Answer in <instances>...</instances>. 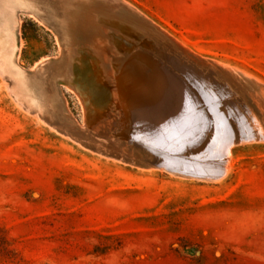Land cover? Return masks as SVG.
Segmentation results:
<instances>
[{"label": "rangeland", "instance_id": "1", "mask_svg": "<svg viewBox=\"0 0 264 264\" xmlns=\"http://www.w3.org/2000/svg\"><path fill=\"white\" fill-rule=\"evenodd\" d=\"M76 1L108 42L63 43L32 11L55 0H0V264H264V0ZM63 56L93 70L41 84Z\"/></svg>", "mask_w": 264, "mask_h": 264}, {"label": "bare ground", "instance_id": "2", "mask_svg": "<svg viewBox=\"0 0 264 264\" xmlns=\"http://www.w3.org/2000/svg\"><path fill=\"white\" fill-rule=\"evenodd\" d=\"M56 2L55 3H53V4H47V6H44V7H35L34 5H33V7H32V11H35V12H37V14L38 15H40V13H41V17L44 19V20H46V21H48L49 23H52V24H54L55 25V27H56V29H55V32H57L58 34H60L61 35V38H62V41H63V43H65V44H67V45H69L70 44V47H73V45H71V43L73 44H75V42H78L77 41V35H76V33L77 32H82V35H83V37H84V43L83 44H85V43H87L86 41H88L87 39H91V38H93V37H97L98 35H93V34H91V33H89L88 31H86V29L88 28H90L91 30L92 29H94L93 27H96L97 28V23H98V20H97V16H91V18H89L88 19V22H85V18H84V16H83V12H82V5L80 4V2L79 3H77V1L76 2H73V5L71 6V9H69V10H67L65 7H64V5L62 6V0H55ZM110 1V0H109ZM67 2H69V1H67ZM86 2V1H85ZM121 2V1H120ZM86 4H88V3H86ZM112 4V3H111ZM115 6H116V4H114ZM55 6H56V8H55ZM108 6V5H107ZM109 6H110V4H109ZM121 6V5H120ZM119 6V7H120ZM117 7H118V5H117ZM99 8V7H98ZM125 9V8H124ZM127 9V8H126ZM130 9H133V8H130ZM91 13H93V12H91ZM96 14V13H95ZM136 16H138V15H136ZM139 17V16H138ZM144 19L145 18H143V21H144ZM131 22H129V23H126V25H122V27H124V26H131V24H130ZM111 24V23H110ZM117 24L118 23H115V26H117ZM82 25H83V27H82ZM96 25V26H95ZM100 25V24H99ZM112 25H114V23L112 24ZM119 26H120V24H118ZM93 26V27H92ZM101 26H103V25H101ZM101 26H100V28H101ZM111 27H113V26H111ZM118 27V26H117ZM116 27V28H117ZM135 27V26H134ZM69 29V30H71V39L69 40L66 36H65V34L63 33V30L64 29ZM95 28V29H96ZM104 28H107V27H104ZM120 28H121V26H120ZM94 29V30H95ZM144 33V32H143ZM162 34V33H161ZM105 35V34H104ZM168 36V35H167ZM102 37H103V39L101 38V36H98V41H100V42H108L109 41V39H108V41H107V39L105 40L104 39V37L105 38H109V36H103V34H102ZM169 37V36H168ZM112 38V40H116L114 37H110V39ZM114 38V39H113ZM112 40H111V42H112ZM117 40H119V39H117ZM169 40V39H168ZM119 41H121V40H119ZM172 41V40H171ZM170 41V42H171ZM110 42V44H114V42H112L111 43ZM169 42V43H170ZM166 43V42H165ZM124 44V43H123ZM129 45V44H128ZM169 45H172L171 43L169 44ZM113 46V45H112ZM115 46V45H114ZM111 47V45H110V49H112V48H115V50L113 51V50H111V53L112 52H116V49H117V47L116 46H118V45H116L115 47ZM119 47V46H118ZM168 47V46H167ZM7 48V47H6ZM107 48H109L108 47V45H98L97 46V48H95V50H93L91 53H92V56H94L95 54H97V52H99L101 55H104L105 57H106V55L105 54H107V52L109 51V50H107ZM123 49H124V47H122ZM173 48V47H172ZM171 48V49H172ZM119 50H120V48H118ZM117 49V50H118ZM166 49V48H165ZM122 50V49H121ZM120 50V53L123 51V53L124 52H126L125 50H122L121 51ZM167 50V49H166ZM95 51H97V52H95ZM77 52L80 54L81 53V50H77ZM167 52V51H166ZM177 52V51H176ZM179 53L178 54H180V51H178ZM119 53V54H120ZM164 53V52H163ZM108 54L110 55V53L108 52ZM108 54H107V56H108ZM114 54V53H113ZM112 54V55H113ZM116 54H117V52H116ZM115 54V55H116ZM111 56V55H110ZM124 56V55H123ZM96 57H99V56H97L96 55ZM127 57V56H126ZM180 57H182V56H180ZM68 57L67 56H63V58H61V60H62V65L61 66H59V64L57 63V61L56 60H54V59H50V60H44V61H42V62H39V64H38V68H39V73H40V75L42 76V78H43V80H41V84L42 83H45L47 80H48V78H50V77H52V76H58V74H68V73H71V74H73L74 73V70H75V68H76V70L79 72V73H81V75L82 74H84V75H89L90 74V72L93 70H89L88 72L86 71V69L87 68H85V66H84V68H81L79 65H75L74 63V61L73 60H70L69 58V60L67 59ZM109 58V57H108ZM186 58V57H185ZM106 59L107 58H105V59H103V61L105 62V64H109L108 66L110 67V63H112V61H111V59H110V62H106ZM118 59V58H117ZM121 59V58H120ZM123 59V58H122ZM109 60V59H108ZM179 60V59H178ZM186 60V59H185ZM122 62H124V59L123 60H121ZM116 62V61H115ZM115 62L113 63L114 65H115ZM92 63H94V62H92ZM97 63L95 62V65H96ZM124 64V63H123ZM36 66V65H35ZM35 66H33V67H35ZM96 66H98V65H96ZM120 66H122V65H120ZM120 66L119 67H117V71L116 72H118V70L120 71V69L122 68V70H124L123 69V67H121L120 68ZM197 66H198V64H197ZM200 66V65H199ZM198 66V67H199ZM111 67H113V66H111ZM200 67H202V66H200ZM116 68V67H115ZM205 68V67H204ZM227 68V67H226ZM21 69V68H20ZM19 69V70H20ZM111 69H113V68H110V71H111ZM217 69V68H216ZM115 70L116 69H114L108 76H107V78H108V81H103V79H100L99 81H97V82H95V85H96V88H99V89H101V87L104 85V86H109V85H113L114 84V82H117V85L119 84V80H120V78L118 79L117 77H119V76H115ZM122 70L119 72L120 73V75H124V71L122 72ZM18 70H16V73L18 74V72H17ZM32 71V70H31ZM95 71H96V69H95ZM95 71H93V72H95ZM106 71H108V70H106ZM215 71V70H214ZM219 71V70H218ZM221 71V70H220ZM219 71V72H220ZM15 73V74H16ZM104 73V72H103ZM16 74V75H17ZM225 74V73H224ZM161 75V74H160ZM165 75V74H164ZM222 75H223V73H222ZM226 75V74H225ZM64 76V75H63ZM97 76V75H96ZM91 77V76H90ZM235 77V76H234ZM20 78H21V76H20ZM94 78V77H93ZM155 78V77H154ZM177 78V77H176ZM176 78H174V79H176ZM239 78V77H238ZM241 78H243V77H241ZM58 79H59V81H64L65 82V77H63V78H61V77H59L58 76ZM69 79H72V76L69 78ZM132 79V78H131ZM22 80V79H21ZM25 80H27V79H25ZM91 80H92V78H91ZM96 80V79H95ZM139 80H141V79H139ZM157 80V79H156ZM161 80V79H160ZM244 80V79H243ZM69 81V80H68ZM93 81V80H92ZM165 81V80H164ZM21 82V81H20ZM139 82V81H138ZM142 82V81H141ZM155 82V81H154ZM168 82V81H167ZM177 82V81H176ZM185 82H186V80H185ZM92 83V82H91ZM91 83H86V86H91L90 84ZM135 83V82H134ZM189 83V82H188ZM239 83V82H238ZM24 84V83H23ZM66 84V83H65ZM102 84V85H101ZM116 85V84H115ZM114 85V86H115ZM126 85V84H125ZM177 85H179V84H177ZM176 85V86H177ZM31 86V85H30ZM119 87L121 86L120 84L118 85ZM189 86V85H188ZM192 86H194V85H192ZM231 86V85H230ZM117 86H115V88H116ZM136 87V86H135ZM178 87V86H177ZM190 87H191V84H190ZM212 87V86H211ZM236 87V86H235ZM109 88V87H108ZM158 88V87H157ZM192 88V87H191ZM190 88V89H191ZM221 88V87H220ZM233 89V86H231V87H229V89ZM247 88V87H246ZM248 88H250V87H248ZM247 88V89H248ZM23 89V88H22ZM36 89H37V87H36ZM111 89V88H110ZM110 89H107V92H108V94H113L112 96V101H113V104L115 105V108H122V109H124L125 111H127V109H128V111L130 112V114H131V116L132 117H136V116H143L144 114H145V108H144V106H145V101H143V99L145 100L146 99V97H143V93H144V91H137V89H136V93L139 95V96H135V99L133 100V101H131V105H130V108H127V109H125L126 108V106L125 105H123V103H122V97H124L125 95L122 93L123 92V89L119 92V91H117V92H119V94L117 95L116 93L117 92H113V93H111V90ZM114 89V88H113ZM118 89V88H117ZM132 89V88H131ZM161 89V88H160ZM159 89V90H160ZM179 90H180V88H178ZM183 89V88H182ZM181 89V90H182ZM193 89V88H192ZM223 89V88H222ZM226 89H228V88H226ZM225 89V90H226ZM241 89V88H240ZM26 90H28V89H26ZM116 90V89H115ZM158 90V89H157ZM180 90V91H181ZM195 90V89H194ZM46 91H47V89H46ZM125 91V90H124ZM183 91V90H182ZM181 91V92H182ZM232 91V90H231ZM24 92V91H23ZM29 93H30V90L28 91ZM34 92H36V91H34ZM34 92L32 93V94H34ZM110 92V93H109ZM176 92V91H175ZM184 92H185V90H184ZM229 92V91H228ZM228 92H227V94H228ZM235 92L236 93H238V95L240 96L241 95V93H239L237 90H235ZM243 92V91H242ZM20 93V92H19ZM25 93V92H24ZM48 93V92H47ZM156 93V92H155ZM186 94H187V92H185ZM185 93H183L182 92V94H185ZM215 93V92H214ZM218 93V92H217ZM232 93V92H231ZM31 94V93H30ZM31 94V95H32ZM51 94V93H50ZM152 94V93H151ZM186 94H185V96H186ZM210 94V93H209ZM213 94V93H212ZM220 94V93H219ZM253 94V93H252ZM35 95H37V93L35 94ZM49 95V94H48ZM52 95V94H51ZM156 95V94H155ZM197 95V94H196ZM237 95V96H238ZM28 96H29V94H28ZM163 96H165V95H163ZM207 96V95H206ZM212 96V95H211ZM213 96H215V95H213ZM230 96V95H229ZM243 96V95H242ZM22 97V96H21ZM183 97V96H182ZM189 97L190 96H188V100H190L189 99ZM241 97V96H240ZM38 99V102H40L41 100L38 98V96L37 97H35L34 96V100L35 99ZM176 98V97H175ZM215 98V97H214ZM214 98H213V100H214ZM219 98H221V97H219ZM246 98V97H245ZM24 99V98H23ZM30 99H31V97H30ZM132 99V98H131ZM207 99H208V97H207ZM217 99H218V96H217ZM96 100V99H95ZM125 100V99H124ZM210 100V99H209ZM216 100V99H215ZM247 100V99H246ZM259 100V99H258ZM27 101V100H26ZM111 101V102H112ZM211 101V100H210ZM125 102V101H124ZM252 102V101H251ZM35 103L36 104H38L36 101H35ZM64 103V102H63ZM102 102H100V104H101ZM168 103V102H167ZM250 103V102H249ZM30 104H31V102H30ZM96 104V103H95ZM94 104V105H95ZM111 104V103H110ZM255 104V103H254ZM27 105V104H26ZM159 105V104H158ZM182 105H184V100H183V104ZM185 105H188L187 103L185 104ZM222 105V104H221ZM28 106V105H27ZM42 106H43V104H42ZM98 106V105H97ZM97 106H96V110L95 111H98L97 110ZM109 106V105H108ZM219 106V105H218ZM238 106V105H237ZM127 107H129V106H127ZM188 107H190L189 105L187 106V107H185V106H183V110H184V112H186L185 111V108H188ZM224 107V106H223ZM147 108V107H146ZM158 108V107H157ZM220 108H221V106H220ZM102 108H100V110H101ZM122 109H121V111H122ZM155 109V108H154ZM190 110H191V108H189ZM188 109V110H189ZM99 110V111H100ZM103 110V109H102ZM197 110V109H196ZM115 111V110H114ZM120 111V110H119ZM193 111V110H192ZM235 111H237V110H235ZM183 112V113H184ZM190 112V111H189ZM196 112V111H195ZM233 112H234V110H233ZM98 113V112H97ZM125 113V112H124ZM149 113V112H148ZM182 113V112H181ZM180 113V114H181ZM218 113V112H217ZM217 113H215V114H217ZM220 113V112H219ZM245 113V112H244ZM126 114V113H125ZM187 114V113H186ZM195 114V113H194ZM235 114V113H234ZM120 115V114H119ZM179 115V114H178ZM190 115V114H189ZM199 115H200V113H199ZM206 115V114H205ZM214 115V114H213ZM237 115H239V114H237ZM252 115V114H251ZM97 116V115H96ZM99 116V115H98ZM112 116H114V115H112ZM116 116V115H115ZM190 116H193V115H190ZM198 116V115H197ZM216 116V115H215ZM223 116V115H222ZM221 116V117H222ZM253 116V115H252ZM118 117V116H117ZM161 117V116H160ZM187 117H188V115H187ZM251 117V116H250ZM123 118V117H122ZM125 118V117H124ZM163 118V117H162ZM194 118V117H193ZM212 118V117H211ZM220 118V117H219ZM224 118V117H223ZM227 118V117H226ZM225 118V119H226ZM234 118V117H233ZM95 119V118H94ZM99 119V118H98ZM185 119H188V118H185ZM195 119V118H194ZM197 119V118H196ZM214 119V118H213ZM97 120V119H96ZM195 121V120H193V119H190V121ZM198 120V119H197ZM201 120V119H200ZM222 120V119H221ZM237 120V119H236ZM119 121V120H118ZM217 121V120H216ZM219 121V120H218ZM238 121V120H237ZM259 121V120H258ZM187 122V121H186ZM189 122V121H188ZM188 122L186 123V124H188ZM195 122H197V121H195ZM194 122V123H195ZM221 122V121H220ZM244 122V121H243ZM201 123V122H200ZM204 123V122H203ZM202 123V124H203ZM217 123V122H216ZM236 123V122H235ZM256 123H258V122H256ZM83 124V123H82ZM192 123H190V125H191ZM195 124H198V122L197 123H195ZM213 124V123H212ZM214 124H215V122H214ZM166 125V124H165ZM184 125V124H183ZM199 125V124H198ZM198 125H196V126H198ZM201 125V124H200ZM209 125H211V123L209 124ZM223 125V124H222ZM221 125V126H222ZM225 125V124H224ZM229 125V124H228ZM110 126V125H109ZM167 126V125H166ZM202 126V125H201ZM112 127H113V125H112ZM85 128V127H84ZM88 128V127H87ZM98 128H100V127H98ZM97 128V130H99L100 131V129H98ZM111 128V127H110ZM163 128V127H162ZM187 128H189V126L187 125ZM199 128H200V126H199ZM260 128H261V130L264 132V129H263V126H262V124L260 123ZM196 131H197V129L196 128H194ZM220 129V128H219ZM237 129V128H236ZM83 130V129H82ZM108 130V129H107ZM93 131V130H92ZM166 131V130H165ZM190 131V130H189ZM204 131V130H203ZM231 131V130H230ZM104 132V131H103ZM212 132V131H211ZM229 132V131H228ZM227 132V133H228ZM243 132V131H242ZM259 132V131H258ZM90 133V132H89ZM194 133H196V132H194ZM208 133V132H207ZM217 133V132H216ZM256 133V130H255V128L254 127H252L251 128V131H250V134H255ZM94 133H92V135H93ZM101 134H104V133H101ZM212 134H213V132H212ZM211 134V135H212ZM191 135H193V134H191ZM197 135V134H196ZM221 135V134H220ZM91 136V135H90ZM94 136V135H93ZM98 136V135H97ZM204 137H205V135H203ZM95 137V136H94ZM93 137V138H94ZM99 137V136H98ZM126 137V136H125ZM191 137V136H190ZM222 137V136H221ZM228 137H229V135H228ZM232 138V137H231ZM103 139V138H102ZM101 139V140H102ZM219 139V138H218ZM217 139V140H218ZM221 139H223L224 140V138H221ZM226 139V138H225ZM94 140V139H93ZM105 139H103V141H104ZM196 140H198V139H196ZM207 140H209L208 138H207ZM207 140L206 141H204V142H206L207 143ZM220 140V139H219ZM222 140V141H223ZM100 141V140H99ZM98 141V142H99ZM107 141V140H106ZM199 141V140H198ZM226 141V140H225ZM228 141V140H227ZM97 142V143H98ZM195 142V141H194ZM201 142V141H200ZM213 142V144H214V140L212 141ZM218 142V141H217ZM216 142V143H217ZM94 143H95V140H94ZM100 143V142H99ZM202 143V142H201ZM200 143V144H201ZM231 143V142H230ZM103 143H102V141H101V145H102ZM110 144V143H109ZM174 144V143H173ZM106 145V144H105ZM115 145V144H114ZM206 145V144H205ZM207 145H208V143H207ZM104 146V145H103ZM108 146V145H107ZM202 146V145H201ZM115 147V146H114ZM189 147H190V145H189ZM200 147V146H199ZM214 147H216V145H214ZM117 148V147H116ZM119 148V147H118ZM192 148V147H191ZM217 148V147H216ZM219 148V147H218ZM217 148V149H218ZM221 148V147H220ZM103 149V148H102ZM211 149V148H210ZM101 150V149H100ZM104 150H106L105 148L103 149V151ZM119 150V149H118ZM121 150V149H120ZM102 151V150H101ZM104 152H106L107 153V150L106 151H104ZM209 152V151H208ZM108 153L110 154V153H112V156L113 155H115L114 153H113V151H109L108 150ZM107 153V154H108ZM211 153V152H210ZM139 154V153H138ZM116 155H117V153H116ZM116 155H115V157H116ZM204 156V155H203ZM227 156V155H226ZM114 157V156H113ZM220 157L221 156H219V159L218 160H222V159H220ZM230 157V156H229ZM151 158V157H150ZM200 158V157H199ZM222 158V157H221ZM198 159V158H197ZM227 159V158H226ZM229 159V158H228ZM206 160V159H205ZM213 160H211V162H212ZM216 160H214V162H215ZM225 161V160H224ZM202 162V161H201ZM208 162V161H207ZM213 162V163H214ZM226 162H227V160H226ZM217 163V162H216ZM224 163V162H223ZM133 164V163H132ZM201 164V163H200ZM208 165H209V163H207ZM211 165H212V163H210ZM222 165V164H221ZM210 166V165H209ZM208 166V167H209ZM202 167V166H201ZM214 167V166H213ZM218 168V170H219V166H217ZM215 168V167H214ZM214 168H212V170L214 169ZM191 169V168H190ZM199 169V168H198ZM206 169H207V167H206ZM216 169V168H215ZM214 169V170H215ZM223 169V168H222ZM205 170V169H204ZM211 170V171H212ZM225 170H226V168H225ZM223 170H221V171H219L220 173L222 172ZM202 172V171H201ZM207 172V171H206ZM216 172V171H215ZM209 173V172H208ZM180 174V173H179ZM223 174H224V171H223ZM219 175V174H218ZM216 176V175H215ZM219 178V177H218Z\"/></svg>", "mask_w": 264, "mask_h": 264}]
</instances>
